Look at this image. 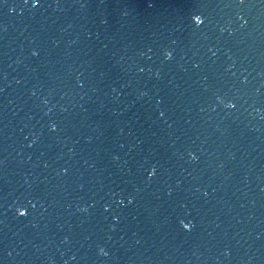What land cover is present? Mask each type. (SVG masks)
I'll return each mask as SVG.
<instances>
[{
	"label": "water",
	"instance_id": "95a60500",
	"mask_svg": "<svg viewBox=\"0 0 264 264\" xmlns=\"http://www.w3.org/2000/svg\"><path fill=\"white\" fill-rule=\"evenodd\" d=\"M7 4L0 264H264V0Z\"/></svg>",
	"mask_w": 264,
	"mask_h": 264
},
{
	"label": "snow or ice",
	"instance_id": "6c2138e0",
	"mask_svg": "<svg viewBox=\"0 0 264 264\" xmlns=\"http://www.w3.org/2000/svg\"><path fill=\"white\" fill-rule=\"evenodd\" d=\"M43 0H23V3L25 6H30L31 8L35 9V8H39L42 5ZM244 0H240V3L243 4ZM0 6L3 7H8L10 11L14 10L15 5L9 6L7 4V0H0ZM241 19H243L241 17ZM192 20L194 21L195 25L200 26L204 23V18L202 17V15L200 14H194L192 16ZM38 52L34 51L33 55H37ZM173 53L170 50H166L164 53L165 59H171L172 58ZM217 99L219 100L220 97H217ZM223 103V101H221ZM232 107H234L235 105H231ZM165 113L164 112H160V116H164ZM53 128V130L57 127L55 124H52L51 126ZM190 157L195 160L197 159V157L193 154V153H189ZM148 171V176L152 177L156 175V167L153 166L150 169L147 170ZM131 197H129V202H131ZM124 201H122L123 203ZM27 212H25L23 215H26ZM21 215V216H23ZM180 225L182 226L183 229L185 230H191V228L194 226L193 221L192 220H185V219H181L179 221ZM108 255V253H107Z\"/></svg>",
	"mask_w": 264,
	"mask_h": 264
},
{
	"label": "clouds",
	"instance_id": "9594fccd",
	"mask_svg": "<svg viewBox=\"0 0 264 264\" xmlns=\"http://www.w3.org/2000/svg\"><path fill=\"white\" fill-rule=\"evenodd\" d=\"M45 102H46V101H45ZM231 105H232L231 102H228V104H226L225 106H226V107H230ZM121 203H122V201H121ZM16 212H17L18 215H23V214L26 212V209H25V208H22V207H18V208L16 209ZM99 251H100L101 254H103V255H107V252L105 251V249H104L103 247H101V248L99 249ZM225 254H227V252H226Z\"/></svg>",
	"mask_w": 264,
	"mask_h": 264
}]
</instances>
